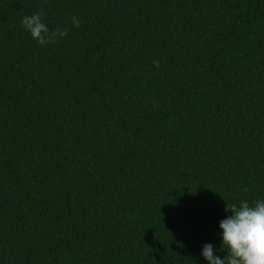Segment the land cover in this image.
I'll return each mask as SVG.
<instances>
[{"label": "trees", "instance_id": "16d2710c", "mask_svg": "<svg viewBox=\"0 0 264 264\" xmlns=\"http://www.w3.org/2000/svg\"><path fill=\"white\" fill-rule=\"evenodd\" d=\"M41 10L68 35L39 45ZM241 199H264V0H0V264H208Z\"/></svg>", "mask_w": 264, "mask_h": 264}, {"label": "clouds", "instance_id": "9594fccd", "mask_svg": "<svg viewBox=\"0 0 264 264\" xmlns=\"http://www.w3.org/2000/svg\"><path fill=\"white\" fill-rule=\"evenodd\" d=\"M46 13L40 12L26 15L21 24L31 37L41 46L54 44L59 38L68 35V29L51 30L43 21ZM72 25L80 26V19L73 16ZM154 66H160L159 60H153ZM241 192L250 191L242 187ZM231 214L219 221L222 230L220 247L226 252L223 258L214 254L215 249L211 243L202 248V256L208 264H264V199L249 204L245 199L238 203H225V212Z\"/></svg>", "mask_w": 264, "mask_h": 264}]
</instances>
